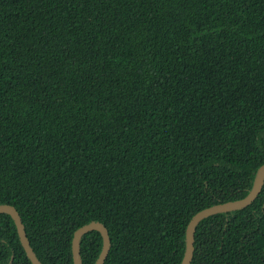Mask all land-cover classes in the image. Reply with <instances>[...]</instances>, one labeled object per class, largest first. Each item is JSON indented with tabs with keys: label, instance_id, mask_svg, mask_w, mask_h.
I'll list each match as a JSON object with an SVG mask.
<instances>
[{
	"label": "trees",
	"instance_id": "obj_1",
	"mask_svg": "<svg viewBox=\"0 0 264 264\" xmlns=\"http://www.w3.org/2000/svg\"><path fill=\"white\" fill-rule=\"evenodd\" d=\"M264 166V0H0V206L41 264H182ZM191 264H264V185ZM100 232L80 242L95 264ZM0 264H33L0 214Z\"/></svg>",
	"mask_w": 264,
	"mask_h": 264
},
{
	"label": "water",
	"instance_id": "obj_2",
	"mask_svg": "<svg viewBox=\"0 0 264 264\" xmlns=\"http://www.w3.org/2000/svg\"><path fill=\"white\" fill-rule=\"evenodd\" d=\"M264 185V166L261 167V169L258 172L255 185L251 193L244 199L234 202H228L220 205H216L213 207H210L208 209H205L198 213L190 222L187 230V241H186V252L183 259L182 264H191L194 249H195V230L196 227L199 225V223L212 215H216L219 213L234 211V210H240L242 208H245L252 204L256 198L259 196V194L262 191ZM9 214L16 226L17 230L20 236L21 243L29 257V259L32 261L33 264H41L40 260L37 258L34 250L31 247V244L28 240L27 233L25 230V226L23 224L22 218L18 211L12 207V206H0V214ZM90 231H98L102 235L103 238V249L102 252L95 264H104L105 260L107 259L110 249H111V239L108 233L107 228L101 224V223H92L87 226L82 227L79 229L73 240V256H74V264H82V258L80 253V242L83 236L90 232Z\"/></svg>",
	"mask_w": 264,
	"mask_h": 264
}]
</instances>
